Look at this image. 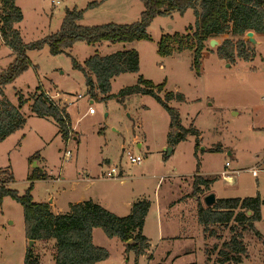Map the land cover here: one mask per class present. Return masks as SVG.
Here are the masks:
<instances>
[{
    "label": "rangeland",
    "instance_id": "1",
    "mask_svg": "<svg viewBox=\"0 0 264 264\" xmlns=\"http://www.w3.org/2000/svg\"><path fill=\"white\" fill-rule=\"evenodd\" d=\"M92 1L98 5L87 8ZM15 4L22 14V20L15 26L24 43L58 31L66 9L83 10L78 23L92 26L138 21L144 8L140 0H15ZM193 23L194 15L188 9L182 16L172 13L153 18L146 29L147 39L102 41L94 45L76 41L55 55L50 54L46 44L41 49H29L25 54L30 66L3 87L4 96L11 104L18 103V93L28 100V104L20 107L25 124L0 142V183L5 187L23 194L30 186L32 200L42 202L59 194L69 184L68 179L98 177L90 191L95 189L99 199L118 216L130 212L129 207L125 208L128 201H151L144 233L151 238L148 251L153 253V260L150 262V253L146 252L135 261L134 251H126L125 243L118 237H108L100 228H95L93 244L108 252L105 260L95 264H181L183 261L222 264L218 259L219 250L237 233L245 248L239 264H264L263 202L260 219L253 222V228L233 222L211 225L202 236L193 239L194 251L164 257L168 247L177 252L192 244L184 236L182 223L186 217L197 220L198 202L191 196L197 162L198 173L215 179L211 188L200 196L203 193H213L218 198L258 195L264 199V33L252 35L254 44L246 35L241 37L249 43L251 58L248 61L237 56L233 60L219 59L216 55V47L225 38L235 41L238 36L223 34L213 38L217 44L211 45V39L205 41L197 74L192 67L193 38L188 29ZM175 32L184 37L186 48L179 51L173 44L170 55H160L157 48L161 36ZM130 49L138 53L139 70L114 77L108 97L95 89V98H92L73 60L83 64L94 54L104 56ZM14 57L0 39V74ZM138 75L150 80L154 89L164 82L159 92L161 98L166 92L182 94V101L172 99L167 103L178 110L180 124L195 128L199 136L188 133L184 140L169 145V115L161 104L149 94L121 93L123 88L136 83ZM37 86L59 109L64 106L63 110L69 114V139L61 137L50 117H39L31 111ZM123 148L140 155L141 162L130 163ZM65 150L70 151L66 160ZM31 157H34L32 162ZM225 162L229 164L227 169L237 171L229 183L220 176ZM33 163L37 167H33ZM110 166H118L122 178L103 177ZM252 168L258 169L256 176L246 170ZM32 172L47 173L49 181L30 182ZM65 199L64 196L59 198L57 205H63ZM169 203L175 204L172 209ZM191 204L192 214L189 215L185 205ZM156 205L162 211L159 219L155 217ZM172 211L177 213L174 216L177 218L181 217V212L184 214L179 219L167 216ZM161 227L164 233L168 228L176 233L172 244L156 243ZM192 228L196 231L195 226ZM25 238L22 207L10 196H4L0 201V264H23ZM28 243L29 240L26 247ZM31 247L39 264H54L53 239L36 242ZM230 264L235 263L230 261Z\"/></svg>",
    "mask_w": 264,
    "mask_h": 264
},
{
    "label": "trees",
    "instance_id": "2",
    "mask_svg": "<svg viewBox=\"0 0 264 264\" xmlns=\"http://www.w3.org/2000/svg\"><path fill=\"white\" fill-rule=\"evenodd\" d=\"M143 10L139 20L132 23L108 22L92 26L79 24L83 10L66 9L60 29L40 40L30 43L22 41L20 31L15 26L22 20V14L15 0H0V39L4 45L14 53V60L5 71L0 74V142L25 124L20 107L28 100L18 93V103L11 104L4 96L3 87L11 83L20 73L30 66L25 52L29 49H41L44 44L52 55L61 53L76 41H83L87 45H94L102 41L130 42L147 39L146 29L153 18L157 16L177 13L182 16L188 9L192 10L194 23L188 26L193 38L192 67L198 74L200 54L207 40L230 34L238 36L235 41L225 38L217 47L216 55L219 59L233 60L234 56L248 61L251 58L248 49L249 43L241 37L247 32L264 33V0H140ZM98 2H89L86 7H95ZM183 36L177 32L161 36L157 52L170 55L173 44L181 51L186 48ZM74 67L84 76L85 84L92 98H95V89L104 97H108L111 80L125 72L139 70V56L136 50L116 51L108 55H91ZM164 82L156 89L150 80L138 75L136 83L121 90L122 94L141 93L149 94L166 110L169 115L167 140L169 145H175L185 139L188 133L199 136L193 127L185 128L180 124L179 113L176 108L168 105V101L176 99L182 101L183 96L178 92H166L161 98ZM31 102V111L39 117H50L57 124L61 137H69V123L64 116L63 109L56 104L40 88L36 87ZM195 144V148L198 147ZM34 157L30 158V162ZM199 163L196 164V174L192 176V197L210 189L215 179L203 178L197 174ZM45 174L32 172L29 180L43 179ZM4 196H10L17 201L23 211L24 231L27 240H54V264H95L108 257V252L92 242V231L100 228L108 237H118L125 243V249L133 250L135 261L144 255L148 248V241L141 234L144 219L149 208V201L141 199L132 203L130 212L125 216H118L100 204L88 199L71 204L66 213H53L48 203L34 202L30 195V186L23 194L7 188L0 183V201ZM263 199L256 196L244 198H217L213 205L198 204L197 220L207 231L211 225H227L230 222L247 225L253 228V222L260 219V206ZM258 234V232H256ZM241 235H232L223 248L219 250V261L222 264L241 262L244 252ZM23 264H39L32 247H27L24 253Z\"/></svg>",
    "mask_w": 264,
    "mask_h": 264
},
{
    "label": "crops",
    "instance_id": "3",
    "mask_svg": "<svg viewBox=\"0 0 264 264\" xmlns=\"http://www.w3.org/2000/svg\"><path fill=\"white\" fill-rule=\"evenodd\" d=\"M255 35V33H253V36ZM26 104H28V101L26 102ZM64 107V106H63ZM63 107L62 108H60V109H63ZM63 114H64V116H69V114L65 111V109L63 110V112H62ZM69 120V119H68ZM70 121H68V123H69ZM69 125H70V123H69ZM70 135H71V132L69 133V137H70ZM72 138L74 139V140H76L77 138H76V136H72ZM69 139V138H68ZM138 146H140L139 145V143H138ZM36 162V161H35ZM37 167V166H36ZM120 173V172H119ZM197 174H199L200 176H202L203 178H204V176L203 175H201L200 173H198L197 172ZM47 175V173L45 174V176H44V178L43 179H41V180H45V181H49V178H48V175ZM120 177L122 178V175L120 174ZM60 179H63V177L61 176L60 177ZM98 177H86V178H80V177H77V178H71V179H68V180H66V181H68V183L69 184H66L65 185V187H63L62 188V190H61V192H59V194H56V195H52L50 198H49V196H48V200H45V201H42V202H44V203H48L49 204V206H50V209H51V211L53 212V213H66V212H68L69 211V207H70V205L71 204H74V203H78V202H83V201H85V200H88V199H90V200H92L93 202H95V203H98V204H100L102 207H104L105 209H107L108 211H110V212H112V213H114L113 211H111V209H109V207H108V205H107V203L105 202V201H103V200H101V199H99V196L98 195H96V190L95 189H93V192H91L90 191V189H91V187L93 186V185H95V183H97L98 182ZM29 180V179H28ZM30 182L32 181V180H29ZM124 181V180H123ZM211 188V187H210ZM63 194V195H62ZM62 196H64L66 199H65V201H64V204L63 205H57V201H58V199L59 198H61ZM198 197H193L194 198V200L196 201V202H198V204H201L202 206H205V204H204V197L206 196V193L204 194L203 193V195L202 196H200V194H198L197 195ZM201 197V198H200ZM216 199L218 198V197H215ZM132 203H133V201H128V202H126V207L125 208H127V207H129V210H130V208H131V205H132ZM174 205L175 204H172V203H169V207H170V209H172L173 207H174ZM151 206H152V203H151V201H149V208H148V211H147V214H146V216H145V219H144V224H143V227H142V229H141V234L143 235V236H145L146 237V239H147V241H148V247H149V245H150V243H149V241H150V237H148L145 233H144V228H145V225H146V223H147V219H148V215H149V213H150V210H151ZM199 205H197V207H198ZM192 208H193V206H192V204L190 205V206H188V205H185V209H187V213L189 214V215H191L192 214ZM157 211L159 212V214L157 213ZM160 212H162V211H160V207L159 206H157L156 205V215H155V217H156V219H159V217L161 216V213ZM170 213V212H169ZM115 214V213H114ZM184 214V213H183ZM182 212H181V214H179L181 217H182ZM177 215V213L176 212H171L170 214H168L167 216H171V217H173V218H175V219H179V218H181V217H179V218H177V217H174V216H176ZM182 220V219H181ZM181 220H179V221H181ZM171 222H175V221H171ZM160 223H161V221H160ZM168 225H169V223H168ZM182 225L184 226V236H185V238H187V239H190L191 241L190 242H192V244H190V248L189 247H186V248H183V249H180V250H176L177 252H174L173 250H174V248H172V247H168V248H166V250H165V255H164V257L166 256V257H172V256H174V254H177L178 253V255L180 256V255H182V254H185V253H191L192 251H194V249H195V245H194V243H193V239L195 238V236H202V233L204 234V231H203V227H202V225L198 222V220H195V219H192V217H186L184 220H183V223H182ZM195 226L196 227V231H194L195 230V228L193 229L192 228V226ZM199 225V226H198ZM95 229V228H94ZM94 229H93V231H92V238H93V234H94ZM177 237V235H176V233H174V232H172V231H170V229L168 228V230H167V232L166 233H164V230H163V228L161 227L160 228V230L158 231V236H157V238H156V243H157V241H158V243H160V242H162V241H166V242H171V244L173 243V240L175 239ZM26 241H27V239L25 238V250H24V253H25V251H26ZM44 241H46V240H39V241H34V245L36 244V242H44ZM203 240L201 241V246H202V248H203ZM42 245V244H41ZM146 252H148V253H150L149 251H148V248H147V250L145 251V253ZM53 253H54V251H52L51 252V254L53 255ZM153 253L151 254L150 253V258H149V260H150V262L153 260ZM150 262H149V264H150ZM190 263H193L194 264V262L193 261H183V263H181V264H190ZM203 264H205V261H204V263Z\"/></svg>",
    "mask_w": 264,
    "mask_h": 264
},
{
    "label": "built area",
    "instance_id": "4",
    "mask_svg": "<svg viewBox=\"0 0 264 264\" xmlns=\"http://www.w3.org/2000/svg\"><path fill=\"white\" fill-rule=\"evenodd\" d=\"M123 151H125L126 158L130 163L139 164L141 162L142 158L140 155H135L130 150H125V148H123ZM63 156L65 160L68 159V157L70 156V151L65 150ZM228 166H229L228 162H225L224 169L220 172L221 178L227 183L232 182V174L237 173V171L235 170L227 169ZM246 170L249 171L253 176L257 175L258 169L256 168L246 169ZM118 171H119L118 166H110L107 168L106 172L102 174V176L105 178H112V179L121 178ZM263 204H264V199H263Z\"/></svg>",
    "mask_w": 264,
    "mask_h": 264
},
{
    "label": "water",
    "instance_id": "5",
    "mask_svg": "<svg viewBox=\"0 0 264 264\" xmlns=\"http://www.w3.org/2000/svg\"><path fill=\"white\" fill-rule=\"evenodd\" d=\"M245 35L247 36L249 42H250L251 44H254L255 40H254V38L252 37L253 33H252V32H247ZM209 44H210V45H211V44H217V41L214 40V39H211V40L209 41ZM168 154H169V152H168ZM33 167H36V164H35V163H33ZM215 200H216L215 195H214L213 193H208V194L204 197V204H205V206H211V205L214 204ZM33 243H34L33 240H29L28 247H31V246L33 245Z\"/></svg>",
    "mask_w": 264,
    "mask_h": 264
}]
</instances>
